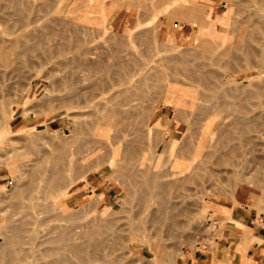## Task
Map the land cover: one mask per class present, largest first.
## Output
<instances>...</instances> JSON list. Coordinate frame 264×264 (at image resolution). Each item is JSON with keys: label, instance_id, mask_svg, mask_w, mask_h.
Wrapping results in <instances>:
<instances>
[{"label": "rangeland", "instance_id": "rangeland-1", "mask_svg": "<svg viewBox=\"0 0 264 264\" xmlns=\"http://www.w3.org/2000/svg\"><path fill=\"white\" fill-rule=\"evenodd\" d=\"M11 1L12 0H0V35H2L3 38H10L15 34H19L24 31L25 28L22 26L25 21L21 23L19 22L23 20L24 15H26V19L28 17L31 18L29 21L33 19L31 22L27 21L30 23L28 27L29 29H34L37 32L45 33L44 35L46 36L50 34L51 36H48V38L51 39L54 38H52V35L54 36V33L57 32L60 35L59 39L60 37L63 38L64 35L66 38H72V35L78 34L76 32L77 30L79 31L80 37L75 35L73 36L72 40L74 39V37H77L78 39H86L87 41V39L90 40L93 35L96 38L94 39L92 37V40L90 42H86L84 40L85 42L82 41V43L79 44L77 41L81 42V39L77 40V38H75L74 41L77 40V43L74 41L71 42V39H68V41H70L71 43L64 47V52L62 54H58L57 49L53 46V43H51L52 45L50 46H52V49L50 51V55L47 57L39 56L34 52L33 55L29 56L27 59L7 58L0 61V247L2 248V242L4 243V240L1 236H5L7 231V229H4V227H6L7 225L6 220H9L10 216H12L17 210L21 209V206L19 208V204H16L17 199L19 200V195H23V193L29 190L30 187L36 186L40 190H42L43 193L38 205H41V207L37 206L38 209L35 208V211L38 212L40 211V209H44L40 213H38L41 214V216L42 213L43 215L44 213H46L47 216L49 215L48 218L46 217L48 220L50 216H52V220H49L51 221V223L54 221V224H67L66 226L68 228H65H67L66 232H68V234H73L76 231L77 226H85V228L83 227L84 229L80 231V234H83L86 237L90 235L91 238H88L90 243L100 240L104 241V239H106L107 237V240H105V242L109 241L112 248H114L112 254L113 259L111 263L109 262L110 264H171L168 263L167 257L174 253L176 255L179 253L177 255V261H174L175 263L173 262L174 264H259L257 263L258 260L262 261L264 264V260L262 259L264 254V203L260 202L261 204L258 203V205L256 203H247L240 197L239 194L235 193L236 197H234V192H231L230 190V184L232 180H234L232 177V171L236 170L240 173H243L244 179L246 181H250L255 174V169L247 173L245 167L248 165H257L259 161L261 162L264 159V144H262L264 141V97L253 98L250 100V102L258 103L259 108L257 109V112H260L261 114V128H259V133L263 140L258 144V151H252L246 139L240 138L237 135L225 137L227 135L224 136L222 134L221 136H224V139H217L216 141H213L211 154L207 157L209 161L207 163V170H202L197 174L195 173L194 175L196 176L193 175L194 177H191V179L188 180L186 184L184 183L185 186L183 185L181 187L182 189H186H184L183 191L181 190V195L185 192L189 194L187 195L186 201H184V203L182 201L183 204L179 206V200L176 203L177 206L173 207H176V212H179L177 213L178 215L173 212V208L172 211L170 210L171 206L169 205V203L171 202L168 203L167 201H165L167 200V198L164 195V197L162 195L161 196L165 198V200L162 198L158 199L157 201L152 200V202L154 203L147 199L148 197L146 196L148 193L146 194V196L139 197V194L141 192L144 193L151 190L149 189L146 191V189L150 187L149 183H151L152 181L148 183V186L147 184L144 185V183H142L145 186L144 188L143 185L139 184L141 183L139 182L140 179L137 180L136 178L137 182L134 181L135 178L134 180L130 179L127 174V176L124 175L125 173L123 170L121 171L123 175H121L122 173L119 170L120 177H123L119 179V181L118 175H112L113 173H117L118 171H115V169L113 170L107 166V160L105 156L108 155L107 158L109 160L110 156L115 155V159L117 160L119 158L118 163L122 166L123 161L121 159L123 157H121L120 154L123 148L122 144L117 145L115 140L111 141L110 143L99 142L94 145L91 144V141L94 138L93 128L97 123V118L95 119V117L99 114V110L103 107L108 108L119 105L118 101H120L122 97L121 94L124 93L126 87V85L124 84L125 80L123 79L124 73L132 71L134 68L138 67L136 61H129V59H132L133 57L135 58L136 56L134 55L132 58H129V55L125 53L124 49H122L118 45V43L123 44L124 47L126 46L138 51V53L136 52L137 55L139 53L141 54V57H137L144 59L142 67L146 72V61H149V59H151V55H147L148 57L146 56V54L151 53L149 52V50L151 49V46L149 47V45L153 43L156 44L158 42V40L156 42H152V40L157 39L156 36L158 35L160 28L164 25L165 22H167L169 24V29L174 30L175 36H173L172 40H159L158 43H160V45L157 43L158 46H161V49H163L167 47V43H180L183 47H186V49L183 48L187 52L184 58L187 59L189 57L191 59H187L188 61L190 60L188 63L191 66H196L197 68L198 65H202L205 62L206 66L204 67L206 68L210 57L213 54L212 51H210V47L213 46L214 42L216 44L220 43L219 45H222L223 48H227L231 43L236 44V36L238 34L236 28H238L246 18V11L244 12L245 8L247 7V5L254 3V0L253 2L252 0H244L245 2H251H249L248 4L246 2V7L242 5V3L241 6L244 7L240 6V4L238 3L240 0H182L183 3H181V0H172L173 3H179V5L174 3L175 5H177V8L179 6L185 7L190 4L188 7H185L186 10L184 8L183 10L185 11H182L181 13H178L176 10H174V8L176 7L175 5V7L171 6V10H167L168 7L170 8V6H167L164 3L165 0H159V2L161 1L163 5H159V3L157 4L154 2L153 4L156 5L151 4L150 7L149 3L151 0H123V4L119 2L121 0H60V2L59 0H56L58 6L62 8V11H60V8L55 5V0L52 1L51 4L55 3L54 6H57V8H59L57 9L55 7L57 10H53L52 8L54 6L52 7V5H48L50 3L46 4L49 6V8L45 6V4L43 3L44 0L42 1L43 4L40 2V0H34V2L36 1L39 4L41 3L42 6L40 5V7L36 2L35 5H32L33 1L31 3L30 0H24L25 2L23 3L25 6H21L22 2H20V0L18 2H15L17 4H15L14 2V4H12ZM26 1L30 2V5ZM50 1L48 0L46 1V3ZM134 1L137 3H135ZM190 1H192V3ZM198 3L199 5L201 4L202 7L195 9V6L193 5L195 4L196 7H198ZM158 5L159 7H157ZM28 6H30L31 8ZM151 6H154V8ZM24 7H28L29 9L27 8L24 10ZM144 7L148 9L147 13L146 8ZM209 7L212 8L210 12L211 16L215 17V15L219 14V19L216 22H212V26L210 27L208 26L209 24H205L204 21L206 19L207 12L209 11ZM14 8H20L22 9V12H17ZM152 8L155 10L159 8L158 12L155 10L153 11ZM161 11L163 13L165 12L167 15L165 13L163 14ZM189 11L193 15V19L191 18ZM191 11H193L194 14ZM152 12H154V14L156 15L152 14L153 16H150L151 14H148ZM171 12H173L172 14L174 15L171 16ZM184 13L188 14V16L190 17L186 18L187 16H185L186 14ZM17 14L18 16L20 15V19H18ZM21 15H23L22 19ZM61 16H63V18ZM148 17L150 18V20L148 19ZM139 18L140 20L143 19L141 20L139 26L141 29L139 28V31L135 29V31L133 28H135L136 26H132L136 24L139 25L137 23L138 21L140 22ZM16 20L18 21V23H20V26L17 24V22H15ZM180 20L181 22H179ZM199 20H202L204 22ZM32 22L34 23L32 24ZM147 25L149 27H146ZM153 25H159V30L157 32L156 30L158 28H156L155 26L154 28L156 30L154 28L152 29ZM44 26L46 28H48V26H51V28L46 30ZM96 26L99 29H97ZM41 27L45 30L40 29ZM64 27L67 28L65 29ZM52 28L54 30H51ZM74 29H76V31ZM49 30L54 31V33L52 32L51 34V31ZM72 30L75 32H71ZM127 30L129 34L126 33ZM140 30L144 32V34L140 32ZM146 30H149L150 33H153L146 34ZM48 31L50 33L47 35ZM90 31L93 34L90 33ZM149 31H147V33H149ZM62 32L63 34H60ZM136 32L139 37L135 35ZM199 32H203L208 37L212 35V37H210V39H207L204 34L199 37ZM208 32L211 35H208ZM101 33L102 35H100ZM119 33H126L131 36H129L130 38L128 39V35L124 37ZM87 34H91V37ZM119 35H121L120 38H118ZM144 35L146 36V38ZM149 35H152L151 37L154 36L156 38H151L152 40L151 43L149 42L150 44L147 42L148 40L146 41V39L150 38L147 37ZM56 36L58 35L56 34ZM120 39L121 42L118 41ZM205 39L209 40V42ZM216 39H219L222 42ZM195 40L196 45L197 42L201 40L198 43V46L202 47L201 49H199L200 47L197 46V48H195ZM202 40L207 41V43L205 42V44H203ZM126 41L129 42L127 43ZM223 41L224 43H226L222 44ZM210 42L212 43V45ZM226 44L228 45L227 47L225 46ZM190 45L195 49L194 52H197V50L199 49L196 54L200 55L201 53L200 56H202H198L200 58L197 59V61L195 60V62L193 59L195 54L192 52L193 49L190 47ZM239 45L240 44H238V46ZM80 46L84 50V54L82 55L84 57L83 63H79L78 59L74 57V53L78 51V47ZM159 47L158 49H160ZM203 47L204 49L206 48V53L205 51H203ZM146 49L148 50V53H146ZM151 50L155 51L153 48ZM207 51L211 52L210 56H208L209 53H207ZM159 53V56H161V58L159 57L160 59L158 61L161 64V60L164 63L163 59L168 52L160 51ZM161 53H164V57ZM153 55L154 53L152 54V57ZM157 56L158 55L155 54V61H152L154 60V58H152L149 63L147 61L149 66L151 65L150 62H153V66L150 67H157L156 65H154L155 63L158 64L156 62V60L158 59ZM185 59L183 60L185 61ZM183 60L179 61V63L173 62L175 63L174 65L171 62V64L176 69L171 66L169 62H165L166 64H164V66L162 63L163 68L167 66L170 67V70H176L174 71V73H176L175 77H173V73L171 74L167 72L168 68H166L165 71V73H167L163 75H172L173 82L175 81L174 78H176V80L179 82H181L182 80L185 81V75H187V72H189L190 69L193 71L196 68H191L190 66L189 69L187 68L188 71L186 72L184 69H186V67H189V64L186 62V60L183 69ZM224 62L225 61L223 59L219 60V63L222 66V68H220L221 72L225 71L223 66ZM196 63L199 64L195 65ZM120 64L124 66L123 69L119 68ZM245 64L247 65L246 59L240 62V69L242 70V80L240 81L247 83L251 80V78L250 74L243 73V67ZM158 66L160 69L161 65ZM179 67L181 70L179 69ZM169 69V72H173ZM156 71L155 69L151 70L150 74L152 73V75H155ZM161 71L163 73L164 69L161 68ZM161 71L160 73L157 72V74H161ZM179 71L180 73H183L180 74ZM154 75L150 78L148 76L151 75H146V78H149L150 83L146 82L145 79V82L141 86L135 85V88L132 89V94L127 93V95H125L128 96L131 102L137 106L138 109H136L135 112L138 115L141 116L143 114L147 117L148 114H146V112L149 113V110H151L149 115L155 114L156 118L163 123V126H161V128L163 127L162 129L164 130V132L167 131L169 133L166 137V140L162 142L160 138H162L165 134L163 133V130L161 128L155 129V131L153 133H150L149 135L141 129L140 130L142 132L139 133V128L137 129V126L139 125L138 127H142L143 125H145L144 123L141 126V123H143L142 121L146 117L144 118V116L142 115V120L141 117H138L134 112L133 116L136 115L137 117H134L133 122H138L139 120L140 123H133L131 121L130 125H132V130L134 133L132 132L131 128H129L130 131L128 132L130 134L133 133V136H136V131H138V136L142 138L139 139V141H136V139L138 138L133 137L132 135L130 136V134H128V136L130 137V140L132 139L131 142H134V145H139L140 148L143 149L142 152L144 156L145 166L149 165L152 172H154L153 170L161 171V169H164L165 166L169 165V160H172L171 158L173 157L176 149H180L176 148V146L181 147L180 145L184 144L182 146L184 147L186 145L187 142L185 140L186 137H189L191 130L190 129L187 131L186 127L187 125L189 127V121H191L193 117L192 115L190 117V114L192 113V111H194V109H192L193 104L190 105V102H193V100L189 99V97L192 95L194 87L192 88L193 90L188 87L191 90L185 93L188 95H185V98L188 97L186 98L187 104H185L184 107H180V109L176 111L173 109L172 105L164 102V98L161 96H164L165 93H162L163 95H159L157 93L160 88L161 91H159V93L163 92V83H167L166 81H161L163 82L160 83L162 85L158 84L159 81L163 78V75H159L160 78L157 77L158 75H155L157 79H160H158V83L156 82L157 79ZM172 77H170V79ZM151 78L153 80L156 79V81L153 82ZM180 78L182 80H180ZM134 80L135 76L132 78V82ZM164 80H166L165 76ZM167 80H169V77ZM259 80L260 84L264 87V72L259 74ZM146 83L150 84V86L147 84L150 88L146 87ZM153 83L158 84L159 90L158 87L157 90L152 88L151 85H153ZM157 84H155V86ZM200 89L201 86H198V91ZM188 92H191L190 95ZM157 94L159 98L161 97L160 99H158V101H156L155 99L158 98ZM186 105L189 106V108L190 106H192V111L189 108H185L187 107ZM172 110H174V112ZM133 116L130 117L132 119L129 120H133ZM231 116L232 114L228 110L220 111L219 114L213 118V122L211 123L212 127L219 125L223 121H229ZM135 118H138V120H136ZM149 118L150 117H148V119ZM148 119L146 118V120ZM166 119L168 120V123ZM186 121L188 123H186ZM164 125L167 130L164 129ZM183 126L185 127V130ZM189 128H192V126ZM155 132L156 136L154 135ZM158 133L160 136L158 135ZM184 134L186 135L185 138ZM134 138L135 141H133ZM169 138H171L170 145L168 141ZM180 140L184 141V143L181 144L182 142ZM166 142H168V144ZM164 145H168L169 147L162 149ZM117 153L119 154L118 156H116ZM98 159L104 160L100 162V160ZM88 163L90 164L88 165ZM86 165L88 169L85 167ZM81 167H85V170ZM118 169H121V167ZM54 171H59L57 172L59 173L58 177L56 178L57 183L51 182V175L55 174L53 173ZM81 171L84 172L85 175ZM109 175L112 176L110 177ZM124 178L125 180L129 179V183L130 181L132 182L130 184L128 183L127 185L128 181L126 182ZM209 178L211 181L209 180ZM38 182H40L41 185L37 184ZM135 182L137 185L134 184ZM151 184V186H153V183ZM26 186L30 187L26 188ZM146 186L148 188H146ZM22 190L24 192H22ZM37 191L39 190L37 189L34 192ZM130 191L132 192V194H130ZM170 192L172 197L171 200L173 203V199H176L175 195H179V190L177 191L178 195H173L175 192L173 190ZM53 193H55L56 195L55 198L50 197ZM133 193L134 196H132ZM135 194H137L139 198L136 197ZM99 195L100 197L98 198ZM185 195L186 194H184V196ZM93 196H95V198H92ZM127 196L129 198H127ZM170 198L168 197V199ZM140 199H143V201H140ZM144 199L148 200H145L147 204H144ZM163 200L164 202H166L165 204L168 203L169 207L167 208L168 210H170L172 217L174 218L171 220V223L173 220L176 221V216H179L177 217L179 219H177V222L180 221V225H177L178 228L176 226V224L178 223L173 221L174 225L177 228V232L175 231V227L174 229H172L173 225H171L169 220L172 217L168 218L164 216L165 219H168L169 222L167 220H164V218H160L159 220L153 219L156 220V222L158 220V222L156 223V226L153 223L155 227L154 229H152L153 226L151 225L150 227H147V229L150 230H145V232L147 231L146 233L142 232V235L145 238L143 242V237L141 240L139 239V232L141 233V231L146 228H142L145 225L149 226V223L151 222L150 219L152 220L151 216L152 214L154 215V213H149V211H151L152 209V211H154L156 210V208H159V204L160 207H163V205H165L162 202ZM40 201H42L44 207L42 206ZM158 201H161L162 203L159 202L158 204ZM46 203L50 206H47ZM61 203H63L65 207L67 206L68 209L66 208L64 211H62V213H59L60 215L56 214L57 216H59V219L63 218L60 221L57 219L58 217H55L56 215L54 213H57V210L55 211L54 209H60L57 208V206L60 207ZM139 203L144 204V206L148 205V207L150 205L149 203H152V207H149L148 211V207L144 208V206L141 204L142 207L141 210H139ZM154 204H158V206L156 205L155 209L153 207L155 206ZM45 205L47 208H45ZM14 208H16L17 210H15ZM51 208L52 211H49L51 210ZM103 209L104 211H102ZM142 210L143 212H140ZM66 211H70L69 214L67 213L70 219L66 216L68 221L64 220L65 215H67L66 213L64 216H61L64 214L63 212ZM82 211L88 212V216L97 215L96 218L99 217L98 220L102 219V221L105 218L103 216H106L107 214L110 220H112L111 217L114 218L112 220L114 221V223L111 222L112 224L110 223L111 226L109 227V223L107 225L103 224L106 219H104L103 223H99L98 220L96 221V218L93 216H90V218L86 219V214L85 212L82 213ZM146 211H148L147 213H149V216H147ZM50 213L52 215H50ZM102 213L104 215H102ZM174 213L176 215L175 217ZM73 215L75 216V219ZM98 215H100L102 218ZM159 215L157 217L153 216V218H159ZM80 217L83 219L81 220ZM92 217L95 219L91 220ZM72 219L74 220V222ZM48 220L44 221V226L47 225L45 222H47ZM75 220L77 222H75ZM90 220L91 222H89ZM94 220L97 222L96 226L94 225L96 224ZM84 221H86V223L88 222V224L83 225L85 223ZM107 222L109 221L106 220L105 223ZM139 222L140 225L142 224L141 226L139 225ZM167 222L170 225H166ZM51 223L48 224L50 225ZM53 223L52 225H54ZM74 223L76 226L74 225ZM89 223H92L93 225L91 226H95L94 229H96L93 230L92 227L88 229L90 231H87L88 225L90 227ZM150 224H152V222ZM69 225H71L72 227L70 226L69 228ZM99 225H101L102 228ZM112 225H116L118 227L117 231H120V229L121 231H128L130 230V227L134 226L133 228H131L132 231L134 230V232H127L129 235L131 233V238H129L126 232H117ZM119 225H121L122 228L119 229ZM73 226H75V229ZM128 226L130 227L126 229ZM167 226L172 227H169V229H171L172 232L175 231L176 233H173L172 235V232H168L169 229H167ZM99 227L101 229H99ZM91 231L95 232L97 236L94 235L95 233H92ZM96 231L99 233L97 234ZM136 232L138 235L136 234ZM134 233L139 236L138 239L136 238L138 241H136L135 238L133 239L132 236H136L133 235ZM245 238H248L249 241L246 242ZM147 239L149 241L151 240L149 244L148 242H145ZM235 253H238L241 259L240 262H235L232 260ZM109 263L105 262L103 264Z\"/></svg>", "mask_w": 264, "mask_h": 264}, {"label": "bare ground", "instance_id": "bare-ground-1", "mask_svg": "<svg viewBox=\"0 0 264 264\" xmlns=\"http://www.w3.org/2000/svg\"><path fill=\"white\" fill-rule=\"evenodd\" d=\"M18 1L19 0H12L11 2H12V4H14L15 2H18ZM27 1H29V0H27ZM30 1H31V3L33 1L32 5H35L36 1L35 2H34V0H30ZM42 1L43 0H40L41 3H42ZM46 1H48V0H46ZM46 1L44 0L43 3L48 8H49L48 5H52V7H53L55 3H56L55 5L58 6V4H57L58 0L57 1L55 0V3L53 2L54 4H51V2L54 1V0H51V1L49 0L50 2H47V3H46ZM156 1L155 0L154 1L151 0L150 3H149V7H150L151 4L152 5H156V4H153L154 2L157 3V4L159 3V5L160 4L163 5L162 2H161L162 0L160 1L161 3L159 2V0H156ZM240 1L238 2L240 4V6H241V3H242V5L245 6L246 2H247V4L250 2V1H246L245 2L243 0V2H244L243 3L242 0H240ZM20 2H22L21 3V6H22V5H24L23 2H25V1L24 0L23 1L20 0ZM59 2H60V0H59ZM119 2H121L122 4L124 3L123 0H121ZM190 2L192 3V1H190ZM252 2H253V0H252ZM27 3L30 5V2H27ZM41 3L40 4L37 3V4H39L38 5L39 7H40ZM48 3H50V4H48ZM135 3H137V2H135ZM164 3L167 6H170V8L168 7L167 10H169V9L171 10V6H173V7L176 6L174 8V10H176L178 13L179 12L181 13L182 11L184 12L186 10L185 7H188L190 5L188 3L189 4L188 6H185V7H180L179 6L180 8L179 7L177 8V5H179V3H175L174 2L175 4H177V5H175L172 0L171 1L170 0H165ZM181 3H183V1ZM15 4H17V3H15ZM37 4H36V6H37ZM46 4H48V5H46ZM139 4H140V2H139ZM159 5L157 7H159ZM198 5H199V3H198ZM57 6H54L53 8L52 7L51 8L53 10L54 9L57 10V9L60 8L59 6H58L59 8H57ZM141 6H142V4H141ZM193 6H195V9H197L199 7L200 8L202 7L201 4L198 7H196L195 4ZM244 6H241V7H244ZM15 7H17V6H15ZM28 7H30V6H28ZM32 7H35V6H32ZM151 7L154 8V6H151ZM161 7H163V6H161ZM20 8H14V9H16L17 12H19V11L22 12V9H20ZM27 8L24 7V10L27 9ZM144 8H146V7H144ZM153 8H152V10L154 11L155 9H153ZM184 8H185V10H183ZM205 8H208V7H205ZM61 9L62 8H60L59 10L62 11ZM158 9L155 10V11L158 12ZM211 9L212 8L209 7V11L207 12L206 19L204 20L205 24H209L208 25L209 27L212 26V22H216L219 19V14L215 15V17L210 15ZM147 10L148 9L146 8V13H147ZM167 10H166V12H167ZM191 10H194V9H191ZM203 10H204V8H203ZM138 11H140V10H138ZM138 11H136V12H138ZM245 11H246V16H245L246 18L244 19L242 24L238 28H236L237 29V33H238L237 36H236V44L228 43L230 45L228 46L226 44L225 46L226 47L228 46V47L227 48H223L222 45H219L220 43L216 44L214 42V44H216V45L213 44V46L210 47L211 48L210 51H212L213 54L211 55L210 60L208 62L209 66L207 65L206 68L204 67V66H206L205 62L202 65L200 64L201 66L198 65L199 63L198 64L196 63L195 65H198L197 68H196V66H191L188 63L191 59L188 57L190 59L188 61L187 60L188 58L187 59L184 58V56H186V54H187V52L185 50L186 47H183L180 43H171L170 44V43L166 42L167 43V47H165L163 49H161V46L160 47L158 46V44L160 45V43H158L159 40H163V39L172 40L173 36H175L174 35V30H170L169 29V24L167 22L164 23V25L160 28V30H159V27H158L160 24L158 26L157 25L156 26L155 25L152 26V29L154 28V26L156 28H158L157 30L154 28L156 30V32L159 30L158 35L156 36L157 39L154 36L151 37L152 35L147 36V37H150L149 39H146V41L148 40L147 41L148 43L149 42L151 43V40L153 38L156 39V40H152V42L153 41L156 42L158 40V42H157L158 44L157 43L156 44L153 43V44L149 45L150 43L148 44L146 42L149 45V47L151 46V49L153 48L156 51V52L152 51L147 46L150 49L149 52H151V53L149 54L148 50L146 49L147 50L146 53H148V54H146V56L147 55H151V59H152V58L155 57V54L158 55L157 56L158 59L156 58L157 59L156 62L158 64H156L154 62L155 63L154 65H156L157 67H155V68L154 67H150V66H153L152 65L153 62H150L151 65L149 66L148 63H149V61L151 59H149V61L147 60L148 63L146 61V72L143 70L144 68L142 67L144 59H141V58L137 57V56H140L141 54L139 53L137 55L138 51L133 50V48H128L126 46L124 47L123 44L116 42V43H118V45L122 49H124L125 53H127L129 55V58H132L134 55L137 57V58L133 57L132 59H129V61H132V62L136 61L137 62L136 64L138 65V67L134 68L132 71H128V72L124 73L123 79L125 80L124 84L126 85V87H125L124 93L121 94L122 97H121L120 101H118L119 105L114 106V107H108V108L107 107H103L102 109L99 110V114L95 117V119L97 118L96 119L97 123H96L95 127L93 128V137L94 138L91 141V144L94 145V144H97L99 142H108V143H110L111 141L115 140L117 145H121V144L123 145L122 151L120 153L121 157H123L121 159L123 161V162L121 161L123 163L122 166L118 163V160H119L118 157H117L118 159L116 160L115 159V155H113V156H110L109 160H108V158H107L108 155H106L105 157H106V160H107V166L109 168L113 169V170L115 169V171H118V172H119V170H120V172L123 170L124 173H125L124 175L127 174L130 177V179H133V180L135 178L134 181H136V178H137V180L140 179L139 180V182H141V183H139L140 185H143L142 183H144V185L147 184V186H148V183L152 181L151 183H153V186H151L152 184L149 183L150 184L149 186L152 187V188H150V187L148 188L146 186V188H148V189H146V191L149 190V189H151V190L149 192L148 191L144 192V193L141 192L139 194L140 195L139 197L146 196V194L148 193L146 197H148L147 199L152 202V200H154V201L156 200L157 201L158 199H161V198L165 200V198H163V197L166 196L167 200H165V201H167L168 203L169 202L172 203V200H171L172 197H171V192L170 191H172V190L175 191L174 194H173V195H175V194L178 193L177 191L179 190V195H181L180 193H182V191L185 189V188L184 189L181 188L184 185V183L186 184L187 181L191 179V177L193 178L194 176H196V175H194L195 173L197 174L198 172H200L202 170L203 171L207 170V167H208L207 163L209 162L207 157L211 154V147L213 146L212 142L216 141L217 139L218 140L219 139H224L225 135H227L225 137H229V136L231 137V136L237 135L240 138H245L246 141L248 142V144L250 145L251 150L252 151H256V150L258 151V149H257L258 144L260 142H262V140H263V138L261 137V135L259 133V128H261L260 127V125H261V123H260L261 116L260 115L261 114H260V112H257V109L259 108L258 103L250 102V100L253 99V98H260V97L262 98V97H264V87L260 84V80H259V74L264 72V0H254V3L247 5V7L245 8L244 12ZM191 12H193V11H191ZM241 12H243V11H241ZM172 13L173 12L170 13L171 16L174 15ZM189 13H190V11H189ZM19 14H21V13H19ZM148 14H151L150 16L156 15V14H154V12L148 13ZM184 14H186V13H184ZM193 14H194V12H193ZM190 15H191V18L193 19V17H192L193 15L191 13H190ZM19 16L17 14L18 19H20ZM22 16L23 15H21V19H22ZM185 16H187L186 18L190 17V16H188V14H186ZM197 16H196V18H197ZM24 17H23L22 21H19L17 19L20 23L24 22V21L26 22V23L24 22L23 26H22V27L25 28L24 31H22L19 34H15V35L11 36L10 38H3V36L0 35V61L4 60V59H7V58H24V59H27L29 56H32L34 52L37 53L39 56L47 57V56L50 55V51L52 49V46H50V45H52L51 43H53V46L57 49L58 54H62L64 52V47L67 46L68 44H70L72 41H74L75 38H77V37H74V39L72 40L73 36L77 35L78 37H80L79 31L78 30L76 31V29H74L78 34L72 35V38L71 37L66 38L65 35H64V37L62 35L63 38L60 37V39H59L60 35L58 34V32L54 33V31H51V30H54L52 28L49 31H51V34H52V32L54 33V36L52 35V38L54 37L53 38L54 40H53L51 38H48V36H51L49 34L50 33L49 31L47 32V35L48 34L49 35L46 36V35H44L45 33L37 32L34 29L33 30L29 29L28 28L29 24H30L29 22H31L33 19L31 21H29L31 18L28 17L29 19L28 18L26 19V15H24ZM61 17L63 18V16H61ZM194 17H195V15H194ZM203 17H205V16H203ZM148 19L150 20L149 17H148ZM17 20L15 22H17V24L20 26V23H18ZM58 20H60V19H58ZM139 20H140V18H139ZM141 20H143V19H141ZM141 20H140V22L139 21L137 22L139 25H137L135 23L136 25L132 26V27L136 26L135 28H133L134 30L135 29L138 30L140 28L139 26H140ZM27 21H29V22H27ZM71 21H73V20H71ZM199 21H202V20H199ZM204 21H202V22H204ZM179 22H181V20ZM33 23L34 22H32V24ZM42 27L40 29H43ZM146 27H149V26L147 25ZM50 28H51V26L50 27L48 26V28L45 27L46 30H48ZM64 28L66 29L67 27H64ZM93 28H94V26H93ZM45 29H43V30H45ZM97 29H99V28L97 27ZM146 29H149V28H146ZM128 30L126 31V33L129 34ZM75 31L72 30L71 32H75ZM147 31H149V30H146V32H145L146 34H152L153 33V32L150 33V31H149V33H147ZM137 32L135 33V35L137 37H139V35H137ZM140 32H142V31L140 30ZM90 33H92V32L90 31ZM126 33H119V34H122V36L126 37L128 35ZM142 33L144 34V32H142ZM201 33L199 32V34H200V35L198 34L199 37L204 34L203 32H201ZM205 33H206V31H205ZM56 34L58 36H56ZM60 34H63V32L60 33ZM209 34L210 33L208 32V35ZM87 35L90 36L91 34L90 35L87 34ZM100 35H102V33ZM129 36H131V35L127 36L128 39L130 38ZM204 36H206V35L204 34ZM92 37L94 39L96 38V37H94V35ZM92 37L90 38V40L87 39V41H86V39L82 40L81 38H79V39L77 38V40L81 39L80 40L81 42H79L77 40H75L74 42L77 41L78 44L82 43V41L83 42H85V41L86 42H88V41L90 42L92 40ZM120 37H121V35L118 36V38H120ZM206 37H207V39H210V37H212V35L209 36V37L208 36H206ZM145 38H146V36H145ZM214 38H215V36H214ZM68 39L69 40L71 39V42L68 41ZM112 39H111V41H112ZM207 39H205V40H207ZM216 40H219V39H216ZM222 40H224V39H222ZM118 41L121 42V39L118 40ZM207 41L209 42V40H207ZM207 41H203V44H205V42L207 43ZM176 42H177V38H176ZM199 42H197V45H196V40H195V43H194L195 44V48L200 47L199 49H201L202 47L198 46ZM220 42H222V41H220ZM212 43H213V40H212ZM212 43H211V45H212ZM225 43L223 41L222 44H225ZM194 44H192V45H194ZM238 44H240V45L238 46ZM158 47L160 49H158ZM190 47H191V45H190ZM183 48H185V49H183ZM191 48L190 49L195 54L194 58H193L194 62H195V60L197 61V59H199L202 56H200L201 53H200V55L196 54L199 49L197 50V52H194L195 49L193 47H191ZM203 49H204V47H203ZM205 49L203 51H205ZM160 51L168 52L165 57H164V53H161L162 56L164 57V59H163L164 63L161 60V62L163 63V66H164V64H166L165 62H169V64H171V62H172V64L174 65L175 63H173V62H178L179 63V61H182L183 59H185V61L187 60L186 62L189 64L188 65L189 67H186V69H184L185 61L183 60V62H184L183 69L186 72L188 71L190 66H191V68L194 67L196 69H194L193 71L190 69L191 71L189 70V72H187V75H185L186 76L185 77V81H183L180 78V80H182V81L179 82V81L176 80V78H174L175 81L173 82V77H175V74H176V73H174V71H176V70L171 69L173 72H169L168 69L170 67L165 66V68H163L162 63L160 64L159 61H158L161 58V56H159L160 55V53H159ZM152 52L154 53L153 57H152V54H153ZM169 52H171V53H169ZM157 53H159V54H157ZM205 53H206V51H205ZM207 53H209L208 56H210L211 52L207 51ZM83 54H84V50L81 48V46L78 47V51H76L74 53V57L76 59H78L79 63H83L84 62V57L82 56ZM195 56L196 57L200 56V57L196 58ZM149 58H150V56H149ZM222 59L225 61L224 65H223L225 71L221 72L220 68H222V66L219 63V60H222ZM244 59H246L247 65L246 64L244 65V67H243L244 72L243 73L250 74V78H251V80L249 82H247V83L240 81V80H242V75H241L242 74V70L240 69L241 68L240 62L243 61ZM201 60H202V58H201ZM152 61H155V58ZM172 64H171V66H173ZM158 65H161L160 69H159ZM173 67H171V68H173ZM119 68L123 69L124 66L122 64H120ZM161 68L164 69L163 73H162L163 70L161 71ZM166 68H168L167 69L168 73H171V74L173 73L174 74L173 77H172V75L170 76V74L169 75H163V74L167 73V72L165 73ZM154 69H155V71L157 69V71L155 72V75L157 76L158 75L157 72L160 73V71H161V74H159V75L160 76L163 75V78L160 80L159 79L160 77L158 75L157 77H159L158 79L160 80L159 83H158L157 77L153 74L156 77V79H157V81H156V79L153 80L151 78L153 80V82L156 81L159 85H162V84H160V83H163L161 81H164V82L166 81L167 83L166 84L163 83V88H162V89H164L163 92L159 93V91H161V88L159 90V87H158L157 83H153L154 86H155V84H157V85L155 86L156 88L153 85H151L152 88L157 90V87H158L159 91L157 93L159 95L160 94L163 95L162 93H165V95H164L165 97L161 96V97L164 98V102H166L167 104L172 105L173 109L176 110V111L179 110L180 107H184V105L187 104L186 103V98H188V97L185 98V95L186 96H188V95L185 94V93H187V91L191 90L194 87L193 88L194 90L192 89L193 90L192 91V95L193 96L191 95L189 97V99L193 100V102L191 100H188V101H191L190 102L191 104L190 103L189 104L190 105L193 104V107L190 106V108H189V106H187V105H186L187 107H185V108H189L190 110H191V107H192V109H194V111L191 110L192 113L191 114L189 113L190 117H191V115L193 116L192 120L189 121V127L192 126V128H189L188 125L186 124L187 125V127H186L187 131L191 129L189 137H186V135L184 134L185 135L184 138L186 137L185 141L187 142L186 145L184 147H182L184 145L183 144L184 141L180 140L182 142L181 144H183V145H180L182 148L176 146V148H180V149H178V150L176 149V151L173 154V157L171 158L172 160H169V165L165 166L164 169H161V171L153 170L154 172H152L151 167L149 165L145 166L144 156H143V152H142L143 149L140 148L139 145H134L133 144L134 142L132 143L131 142L132 139L130 140V137L128 136V134H130L128 132V131H130L129 128H131V130H132V125H130L131 121L133 122L134 121V117L136 116V115L133 116V114L136 111V109H138V108H137V106L134 103L131 102V100L128 98V96H125V95H127V93L132 94L131 92H132V89L135 88V85L136 86H141L145 82V79H146V82L150 83L149 78L153 76L152 73L150 74V72H151V70H154ZM179 69H180V67H179ZM183 72H181V73H183ZM179 73H180V71H179ZM146 75H151V76H148L149 78L147 77L148 81H147ZM134 76H135V80L132 82V78ZM164 76H165L166 80H164ZM168 77H169V80H167ZM170 77H172V78L170 79ZM147 84L148 83H146V85ZM148 85L150 86V84H148ZM148 85L146 87H149ZM198 86H201V89L199 91H198ZM188 87H190L191 89L188 88ZM156 90H155V92H156ZM190 93H189V95H190ZM158 94H157V97H158ZM160 98L158 97V98H155V99H156V101H158V99H160ZM174 110H172V111L174 112ZM223 110H228V111L231 112L232 116H231L230 120L229 121H223L219 125H216L215 127H212L211 123L213 122V118L216 117L219 114V112L223 111ZM150 111L151 110H149V113H150ZM149 113L146 112V114H148L147 117L142 114L144 116V118L146 117L148 119V117H150L148 119L149 121L146 120V118L143 120L142 119V115L140 116V115H138L136 113L137 116L141 117V119L143 120V121L141 120L143 122V123H141V126H142V124L145 123V125H143L142 127H138L139 125L137 126V129L139 128V133L142 132L141 130H143L149 135L150 133H153L155 131V129L161 128V126H163V123L156 118L155 114H150L149 115ZM132 116H133V120H129V119H132V118H130ZM135 119L138 120V118H135ZM166 121L168 123L167 119H166ZM135 122H133V123H135ZM138 122H139V120H138ZM138 122H136V123H138ZM186 123H188V122L186 121ZM164 127H165V125H164ZM164 129H166V127ZM162 130H161V132H162ZM184 130H185V127H184ZM134 131H135V129H134ZM132 132H133V130H132ZM137 132L138 131H136V134H137L136 136H133L134 132L132 134H130V136L132 135L133 137L138 138V139H136V141L137 140L139 141V139H141L142 137H139ZM156 132L154 134L155 136H156ZM158 132H160V131H158ZM163 133L165 135L162 138H160L161 142L165 141L167 135L169 134L167 131L164 132V130H163ZM222 134L224 136H221ZM158 135H159V133H158ZM181 137H183V136H181ZM133 141H135V138L133 139ZM168 141H169V145H170L171 138H169ZM180 141H179V143H180ZM166 143L168 144V142H166ZM262 144H264V141H263ZM166 147H169V146L168 145H166V146L164 145L162 149H165ZM118 155L119 154L117 153L116 156H118ZM263 155H264V153H263ZM97 156H100V155H97ZM98 160H100V162H101L104 159L103 160L102 159H98ZM89 164L90 163H88V165ZM85 167L88 169L87 165ZM85 167H83V168L81 167V168L85 170ZM120 167H121V169H118ZM253 169H255V174L253 175V177H252V179L250 181H246L244 179L243 173H240L239 171H236V170L232 171V177H233L234 180H232V182L230 184V190H231V192H234V195H235V193L239 194L240 197L243 200H245L247 203H253V204L256 203L258 205V203H260V202L264 203V159L261 162L259 161L257 165H253V166L252 165H248V166L245 167V170L247 171V173L249 171L253 170ZM115 171H113V172H115ZM57 172H59V171H57ZM57 172L54 171L53 173H55V174L51 175V179H52L51 182L52 183H57V179L56 178L58 177V174H59ZM120 172L118 174L116 172L112 174V175H114V174L118 175V181H119V179L123 178L122 176L120 177ZM82 173L84 174V172H82ZM112 175H109V176L111 177ZM121 175H123V173ZM60 177H61V175H60ZM64 177H66V176H64ZM77 177H79V176H77ZM67 178H65V179H67ZM107 178H108V176H107ZM105 180H106V178H105ZM124 180H125V178H124ZM128 180L129 179H127L125 181L127 182ZM209 180H210V178H209ZM131 182L132 181H130V183ZM136 182L134 183L135 185H137ZM206 182H208V181H206ZM128 183H129V181L127 182V185H128ZM209 183H206V184H209ZM37 184L41 185L40 182H38ZM144 185H143V187L145 188ZM28 187H30V186H26V188H28ZM137 187H136V189H137ZM37 189L39 191L34 192ZM129 189H130V187H129ZM175 189H178V190H175ZM22 192H24V191L22 190ZM42 193H43L42 190H40L38 187L32 186V187L29 188V190L25 191L23 193V195H19V200L17 198H15V199H17L16 204L17 205L19 204L18 206H19V208L21 206V209L17 210L16 208H14L17 211L16 212L14 211L15 213L12 216H10L9 220H6L7 225L5 224L6 227H4V229L5 230L7 229V231H6V234L4 233L5 236H1L2 239L4 240V243L2 242L3 246H2V248L0 247V264H103L105 262L106 263L107 262L111 263V261L113 259V255L112 254H113V251H114L113 249L114 248H112V246L109 243V241L105 242V240H107V237H106V239H104V241L100 240V241H96V242L90 243V241L88 240V238H91L90 235L88 237H86L83 234H80V231L82 229H84L85 226H77L76 231L73 234H71L70 232H69L70 234H68V232H66V229L68 228L66 226L67 225L66 223H65L66 225H62L61 223L54 224L53 223L54 221H53L52 223L54 225H52L51 221H49V220H52L51 219L52 216H50V218L48 220L47 218H48L49 215L47 216L46 213H44V215H45L44 216L43 213H42V216H41V214H39L44 209H42V210L40 209V211H38L39 213L37 211H35V208H37V206L39 205V200H41ZM134 193H136V192H134ZM134 193H133L132 196H134ZM163 193H165V194H163ZM130 194H132V192ZM141 194H143V195H141ZM166 194H169L170 196L166 195ZM184 194H186V195L184 196ZM184 194H182L181 196H179L178 194H177L178 196L175 195L176 199L175 200L173 199L172 205H171V203H169V205L171 206L170 207L171 209L170 208L169 209L171 211H172V208L174 206H177L176 203L179 200L181 201V202L179 201V203H180L179 206L181 204H183L184 201H186L187 195L189 193L187 194V192H185ZM161 195L162 196L164 195V196L162 197ZM55 196H56L55 193H53L52 196H50V197L51 198L52 197L55 198ZM62 196H64V195H62ZM135 196L138 197L137 194H135ZM99 197H100V195L98 196V198ZM136 197H134V198H136ZM168 197L169 198L171 197V198L168 199ZM234 197H236V195ZM51 198H50V200H51ZM92 198H95V196H93ZM127 198H129V197L127 196ZM184 198H185V200H184ZM147 199H144V201L147 200ZM164 200L162 201L163 204L166 203V202H164ZM140 201H143V199L142 200L140 199ZM182 201H183V203H182ZM159 202L162 203L161 201H158V204H159ZM40 203L44 207L42 201H40ZM152 203H154V202H152ZM152 203H149L150 204L149 207H152L151 206ZM168 203L163 205L164 208L162 206L160 207V204H159V206H158V204H156L159 208H156V210H154V211H152L153 210L152 208H151L152 210L149 211L148 210L149 209L148 205L144 206V204H147L146 201H145L144 204H142V203L141 204L144 206V208L148 207L147 210L149 211V213L150 212L154 213V215L152 214V216H151L152 220L153 219H158L159 220L160 218H162V219L164 218V220L168 221V219H165V217H164V216H166L168 218L172 217V214H171L170 210H168V208H167V207H169ZM53 204H52V206H53ZM141 204L140 205L137 204L140 207L139 210H141V207H142ZM156 205L153 206L154 209H155ZM47 206H50V205L47 204ZM252 206H254V205H252ZM38 207H41V205L38 206ZM45 208H47L46 205H45ZM57 208H60V209H56L55 208L54 210L55 211L57 210L56 211L57 213H54V214L55 215L56 214L60 215L59 213H62V211H64L67 208V206L65 207L64 204L61 203V206L60 207L57 206ZM91 208H93V207H91ZM175 208H173L174 209L173 212H175L176 214L179 213V212H176ZM48 209H49V207H48ZM60 210H61V212H60ZM49 211H52V208ZM86 211H82V213L85 212V214L87 215V216L85 215L86 219L90 218V216H93V215L88 216L89 213L86 212ZM102 211H104V209ZM148 211H146V213ZM105 212H108V211H105ZM140 212H143V210L140 211ZM63 213L64 214L61 215V216H64L65 213L69 214L70 211L69 212L66 211V212H63ZM74 213H75V211H74ZM149 213H147V216H149ZM175 213H174V217L176 216ZM68 214L65 215L64 220H67V218L70 219ZM159 214H161V215H159ZM38 215H40L41 217L38 216ZM50 215H52V214L50 213ZM57 215L55 217H58L57 219L61 221V219H63V218L59 219V216H57ZM102 215H104V214L102 213ZM109 215H111V214H109ZM158 215L160 216L159 218H153V216L157 217ZM43 216H44V218H43ZM66 216H67V218H66ZM96 216L94 215L93 217L96 218ZM98 216H100V215H98ZM112 216H113V214H112ZM161 216H163V217H161ZM93 217L91 218V220L95 219ZM103 217H105L104 219H106L109 222L105 223L106 220L104 221V219H103V221H104V223H103L102 219L98 220L99 217L96 218V221L98 220L99 223H103V224H106V225L108 223L110 224L111 222L114 223V221H112L114 219L113 217H111L112 220H110V218L108 217L107 214H106V216L104 215ZM177 217H179V216H176L175 217L176 221L175 220H173V221L177 222V219H178ZM107 218H109V219H107ZM55 219H53V220H55ZM74 219H75V216H74ZM82 219L83 218H81V220ZM172 219H174V218L172 217V218L169 219L170 223H171ZM45 220H48L47 222L51 223V224L49 225L47 222H45L49 226H47L46 224H45L46 226H44L43 224H44ZM91 220L89 222H91ZM152 220L150 219L152 224H150L151 223L150 222L149 226L145 225L144 227H142L143 229L145 227L146 228L144 230L142 229L143 231H141V233L139 232V236H140L139 239L140 240L143 237L142 234L146 233L148 230H150V229H147V227H150L152 225L153 226L152 229L155 228L154 224L156 226V223L158 222V220H157V222H156V220H153V221ZM100 221H102V222H100ZM173 221H172L173 224L171 223V225H173L172 226L173 228L170 227V226L169 227L172 228V229H174V227H175V231H176L177 228H178L177 225H180L179 224L180 221L177 222L178 224L175 223L177 228L174 225ZM73 222H74V220H73ZM75 222H77V221L75 220ZM84 222H85L84 224L83 223H81V224H83V225H85V224L87 225L88 224V222L87 223H86V221H84ZM168 222H167L166 225L169 224ZM92 223H89L90 227L88 225L87 231H90L88 229L92 228V227H93L92 228L93 230L96 229V228L94 229V227L97 225V222H96V224H94L95 226H91V225H93ZM77 224H79V223H77ZM109 224H108V226L110 227L111 224L110 225ZM136 224H138V223H136ZM74 225H75V223H74ZM106 225H104V226H106ZM139 225H140V222H139ZM70 226L71 225H69V228H70ZM75 226H73L74 229H75ZM99 226H101V225H99ZM115 226H113V227L117 231L118 227L117 226L115 227ZM119 226H120L119 229L122 228L121 225H119ZM65 227H67V228H65ZM129 227L130 226H128L127 228L125 227V228L128 229ZM133 227H130L129 228L130 230H128V231L127 230L126 231L125 230L121 231V229H120V231L121 232H126V233L130 231V232L133 233L134 230L132 231V229H131ZM169 227L167 226V229H169ZM101 228H102V226H101ZM101 228L99 227V229H101ZM97 230H98V228H97ZM145 230H147V231L145 232ZM120 231H117V232H120ZM169 231L172 232L171 229H169L168 232ZM175 231L172 232V235H173V233L177 232V231L176 232ZM3 232H4V230H3ZM2 233H1V235H2ZM92 233H95V232H92ZM98 233L99 232H97V234ZM136 234H137V232H136ZM136 234L134 233L133 235H136ZM94 235H96V233ZM130 235H131V233H130ZM130 235L128 234L129 238H131ZM137 235L135 237L132 236L133 239L134 238L138 239L139 236H137ZM137 239H136V241H138ZM144 239L145 238L143 237V239H142L143 242H144ZM147 240L145 242H148V244H149L151 240L150 241L149 240L147 241ZM245 240H246V242L249 241L248 238H245ZM132 241H135V240H132ZM175 255L176 254L174 253V254H171V255H169L167 257L168 263L172 264L174 261H177V255L176 256ZM138 258H139V255H138ZM262 259L264 260V254H263V258ZM232 260L235 261V262H240L241 259H240L239 255H238V253L234 254Z\"/></svg>", "mask_w": 264, "mask_h": 264}, {"label": "crops", "instance_id": "crops-1", "mask_svg": "<svg viewBox=\"0 0 264 264\" xmlns=\"http://www.w3.org/2000/svg\"><path fill=\"white\" fill-rule=\"evenodd\" d=\"M0 179H1V173H0ZM257 263H259V264H263V262L262 261H260V260H258V262Z\"/></svg>", "mask_w": 264, "mask_h": 264}]
</instances>
